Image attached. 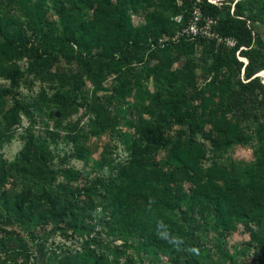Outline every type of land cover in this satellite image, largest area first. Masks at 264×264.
Here are the masks:
<instances>
[{
  "label": "trees",
  "instance_id": "trees-1",
  "mask_svg": "<svg viewBox=\"0 0 264 264\" xmlns=\"http://www.w3.org/2000/svg\"><path fill=\"white\" fill-rule=\"evenodd\" d=\"M200 6L234 46L172 39L191 16V0H0V77L10 82L0 86V143L22 115L29 120L18 155L0 161L3 261L244 264L224 244L237 224L264 257V81L257 75L264 70L257 31L264 29V0ZM143 10L135 24L133 13ZM25 73L57 86L41 114L54 128L43 134L33 128L31 105L15 93ZM79 107L86 128L61 127ZM104 134L124 146L125 157H112L105 144L92 158L87 141ZM60 142L68 148L62 154ZM236 145H251V160L229 156ZM161 149H168L164 161L156 159ZM37 226L86 235L79 249L48 252ZM98 236L108 239L103 249Z\"/></svg>",
  "mask_w": 264,
  "mask_h": 264
},
{
  "label": "rangeland",
  "instance_id": "rangeland-1",
  "mask_svg": "<svg viewBox=\"0 0 264 264\" xmlns=\"http://www.w3.org/2000/svg\"><path fill=\"white\" fill-rule=\"evenodd\" d=\"M32 2H35L36 0H31ZM177 3H181V0H176ZM149 4L144 2L143 8L148 7ZM156 8L153 7V10ZM144 13L138 14L133 13L132 18L135 24L141 23L144 18L143 14L146 13V10H143ZM257 31L261 35V38L264 42V29L258 28ZM159 41V40H158ZM160 42V41H159ZM19 65L22 69H25L27 66V62L25 59L19 61ZM60 67H64V63H61ZM260 74L259 76L262 78V81H264V70H261L258 72ZM112 76L110 75L105 84L106 86L109 85L111 82ZM10 82L8 80H5L0 77V86L5 85L9 86ZM56 84L55 83H46V82H40L38 79L34 78L33 75L25 73L22 77V79L19 81L18 86L15 88V93L17 98H21L24 100L27 104L31 105V109L34 112L35 115V122L36 125L34 128L36 134H43L45 131V127L48 126V128L53 129L54 128V122L51 118L47 116H41L42 113L45 112L47 109V104L52 101L51 98L54 97L55 90H56ZM85 89L91 90L92 87L89 83H86ZM56 95V94H55ZM37 106H41L42 109L38 111L36 109ZM57 110H55L56 112ZM57 118H61V114ZM88 115L84 114V109L82 107H79L78 110H74L71 112V114L61 120L59 122L61 127H64L65 124L69 125H76L77 127H85V124L87 122ZM44 122V123H43ZM29 120L22 115L21 116V124L14 128L9 135L8 138H4L2 142L0 143V161L1 160H7V161H13L15 156L18 155L19 151L21 150L23 144H24V138L22 137L24 135V130L28 126ZM131 132V131H130ZM87 144L89 145L91 151H92V158H98L99 153L104 147L105 144L108 145V148L112 149V157L115 158H123L126 156V152L124 149V146L115 138L109 136L108 134H104L101 137H91L88 139ZM64 148L68 150V148L65 146V143L60 142L57 146V149L61 152L64 151ZM168 149H161L156 154V159L159 161H164L167 158ZM118 155V156H117ZM229 156H231L234 159H240V160H251L252 157V146L251 145H236L233 148L229 150L228 153ZM70 163L73 164L76 168L86 170L87 172H92V165H88L83 168V163L81 161H77L74 159L70 160ZM94 174L91 173L92 176ZM81 185L85 184V180H81ZM9 184L6 185L8 187ZM93 222V221H92ZM51 227L50 226H37L35 228V235L40 238V240H44L45 236V248L50 251H55L59 253L62 250H68V249H79V246L81 244V241L83 237L79 236L78 234H75L71 232V230H58L55 231H49ZM7 230H12L15 234L19 233L22 234V230H20L16 226H9L7 227ZM100 230V227L97 226L93 230H89V232L94 235L97 231ZM47 233V234H46ZM46 234V235H45ZM91 235V236H92ZM103 236V235H102ZM100 244L99 247L101 249L102 246L107 242L108 239L102 240L101 236H98ZM249 240V233L245 230V228L241 224H237L235 229L230 232L224 239V244L226 250L232 255L235 256L239 261L243 262L244 264H261L264 260L263 253L261 247L252 244L248 245L247 242ZM102 243V244H101ZM115 244L121 243L120 240H117L114 242ZM130 252H126L125 255L130 254L132 250H129ZM3 257V256H2ZM2 257H0V264H13L10 261H3ZM165 260V259H164ZM164 260L159 261L158 264H167ZM121 262H124V257L120 259ZM144 264H148L145 262Z\"/></svg>",
  "mask_w": 264,
  "mask_h": 264
},
{
  "label": "built area",
  "instance_id": "built-area-1",
  "mask_svg": "<svg viewBox=\"0 0 264 264\" xmlns=\"http://www.w3.org/2000/svg\"><path fill=\"white\" fill-rule=\"evenodd\" d=\"M203 0H191L192 9L191 16L189 17L186 25L182 26L172 37V39L178 38L179 36H184L188 39H194L196 37H204L207 39L215 40L217 45H225L228 48L234 46L236 44V39L233 37H222L216 31H214V26L216 24V19L205 15L201 10V2ZM210 3L218 4L220 0H207ZM237 1V0H234ZM234 4V3H233ZM232 4V5H233ZM233 10V7L232 9ZM181 15H177L174 17V20L177 22L181 21ZM160 42L161 38L158 39ZM238 53V51H237ZM240 59H243L239 57ZM246 62V60H244Z\"/></svg>",
  "mask_w": 264,
  "mask_h": 264
},
{
  "label": "water",
  "instance_id": "water-1",
  "mask_svg": "<svg viewBox=\"0 0 264 264\" xmlns=\"http://www.w3.org/2000/svg\"><path fill=\"white\" fill-rule=\"evenodd\" d=\"M257 75H260V74L257 73ZM55 115H56V117H58V116H59V112L56 111V112H55Z\"/></svg>",
  "mask_w": 264,
  "mask_h": 264
}]
</instances>
